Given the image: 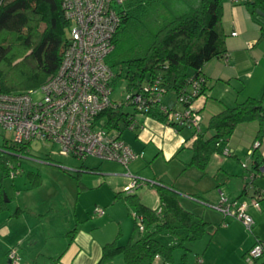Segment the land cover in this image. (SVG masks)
I'll return each mask as SVG.
<instances>
[{
	"label": "trees",
	"instance_id": "obj_1",
	"mask_svg": "<svg viewBox=\"0 0 264 264\" xmlns=\"http://www.w3.org/2000/svg\"><path fill=\"white\" fill-rule=\"evenodd\" d=\"M61 2L0 0V93L21 94L36 89L56 72L68 39V23L62 14ZM240 3L259 27L258 41L264 42V0H241ZM257 11L262 15H257ZM118 15L120 23L112 37L113 48L105 59L114 75L110 86L122 80L124 89L132 95L144 94L145 88H153L155 99L151 103L150 94L145 96L148 109L134 108L135 113L179 131L182 128L167 121V114L160 108L182 112L196 107V101L210 89L202 69L210 60L227 54L221 23L222 0H123ZM195 83H198L196 90ZM169 93L173 96L172 102L164 103ZM263 100L264 92L260 99L247 98L232 107L223 106L208 119L205 129L201 121V131H192L191 159L186 166L193 165L204 172L210 157L226 149L227 140L242 123L258 121L259 142L264 136ZM101 116H106L108 128L121 132L117 123L122 118L119 111L108 110ZM29 145L4 142L0 153L2 175L19 168L18 159L27 154ZM258 149L259 146L252 152L250 173L258 171L263 163ZM43 161L52 162L50 158ZM80 169L87 167L82 164ZM28 176L31 188L40 185L38 174L28 172ZM152 186L159 200L155 209L144 206L134 193L115 194V200L127 206L133 219L132 233L125 245H119L117 239L105 244L98 264L111 261L117 254L122 255L124 264H153L156 260L162 264H189L185 254L180 262H174L172 253L179 248L186 251L187 243L207 233L209 223L186 210L172 186L158 183ZM258 191L255 186V193ZM4 195L0 185V214L8 210ZM133 214L142 218V232L137 229ZM13 216L16 217L15 214L10 217ZM74 232L75 229L66 236L72 239Z\"/></svg>",
	"mask_w": 264,
	"mask_h": 264
},
{
	"label": "rangeland",
	"instance_id": "obj_2",
	"mask_svg": "<svg viewBox=\"0 0 264 264\" xmlns=\"http://www.w3.org/2000/svg\"><path fill=\"white\" fill-rule=\"evenodd\" d=\"M239 4L241 3L222 0L221 16L225 40L237 39L239 44L243 36L240 33L235 38L230 35L231 21L235 19L231 9H238L239 17L235 19L237 22L241 24L244 22L246 26H249L246 31L249 36L247 41L242 42L243 45L239 49L234 48L237 51L234 52L232 49L233 52H231L236 54L237 64L234 67L239 70V73L237 77L224 82L214 77L207 79L210 89L206 91L205 96L200 98L207 101L205 108L200 111L202 117L206 119L219 110L222 104L232 107L236 102H242L247 98L260 99L264 92V42L258 41V25L250 20L244 7ZM232 46L236 45L232 44ZM220 61L223 62L221 58ZM250 72L253 73L252 79H247ZM189 74L191 75L192 71ZM111 89V99L117 104H123L117 110L122 114V118L117 123L121 129L120 138L124 139L133 135V132L128 130L126 122L131 116H135V111L127 101L128 93L124 89L122 80L111 85ZM39 97V94L34 95L35 99ZM166 98L172 99L173 96L169 93ZM200 99L196 101L197 104ZM204 124H202L203 129L206 126ZM246 128L244 123L239 125L228 141L227 150L235 157L223 153L213 154L204 174L193 165L185 167L184 164L188 163L190 158L188 150L181 152L178 157L170 161L162 157L144 161L143 158L146 159L148 156L142 158L141 155L139 159L142 158L145 162L142 168L135 175L130 172V169L131 175L142 183V186L135 191L143 197L147 206L154 208L157 205V196L150 184L154 178H158L162 182L173 183L175 188L183 192V195L179 197L181 205L209 223L207 233L200 239L187 243L186 251L180 248L173 251L174 262H180L181 256L185 254V259L189 264H198V259L201 260V264H248L246 256L254 246L256 237L264 242V177L257 175L253 181L247 180L252 171V158L248 153L252 145L249 149L246 146L250 141ZM178 134L186 139L191 136L192 131L182 128ZM10 139L11 134L0 129V153L3 151L1 148L4 142H9ZM46 158H50L52 162L43 161ZM18 162L19 168L16 171L9 170L5 175H2L0 171V185L8 200V210L1 214L10 220L9 223L13 229L8 238L12 239L23 230H26V233L32 230L38 238L42 231L50 232V234L54 232L56 234L43 243V246L48 249L56 248L59 244L63 245L64 241L61 236L67 230L73 229L77 219L96 217L95 209L102 208L101 204L105 197L102 193L105 191V187L101 185L102 176L96 171L89 172L80 169L81 165L91 167L99 163H110L124 170L123 166L117 162L101 161L91 157L80 161L72 157L60 156L57 146L42 142H31L27 154L19 157ZM28 172L39 175L40 185L36 188H31V177L28 176ZM243 180L245 186H243ZM127 182L129 183L130 180ZM255 186L259 188L258 194L255 193ZM245 187H247V194H243L239 199L250 203L251 199L256 198L259 204V210L252 207L250 209L253 219L251 231L247 230L238 219L228 218L225 220L226 223L223 222L222 215L214 208L218 202L219 191L226 197L237 198ZM122 205V202L118 201L104 208L107 210L110 207L116 219L105 218L100 228L103 232L110 234L112 239H117L120 245H125L132 233L133 219L126 215V209ZM12 214L16 217H10ZM68 224L73 226L67 229ZM61 230L63 233H59ZM163 241L167 242V239L163 238ZM39 242L38 249L42 247L41 241ZM25 245L28 246V243ZM12 248H16V244H13ZM17 248L18 252L21 251L19 247ZM18 252L19 264H25L26 257ZM39 252L41 251H38L35 257L36 264H40L42 260ZM111 261L113 264H124L121 254H117ZM153 264L162 263L156 260ZM255 264H264V256L256 259Z\"/></svg>",
	"mask_w": 264,
	"mask_h": 264
},
{
	"label": "built area",
	"instance_id": "obj_3",
	"mask_svg": "<svg viewBox=\"0 0 264 264\" xmlns=\"http://www.w3.org/2000/svg\"><path fill=\"white\" fill-rule=\"evenodd\" d=\"M122 2L123 0H62L61 10L68 23V39L58 69L36 89L21 94L0 93V129L11 134L10 142L14 144L42 142L57 146L60 156L80 161L91 157L117 162L123 166L125 175L130 180L122 192L133 194L142 183L131 175L128 167L141 154L135 153L120 139L119 131L108 128L106 116H101L108 110L117 111L123 105L111 99L110 83L114 75L105 63L113 48L112 37L120 23L118 10ZM231 36H237V33L232 32ZM221 58L229 65L228 54ZM197 85L195 83L193 86L195 90ZM152 92L153 88H145L144 94H127V101L133 108L146 111L149 103L155 99ZM148 93L149 103L145 98ZM36 94L40 95L37 99L34 98ZM160 110L167 114V121H171L177 128H188L194 133L201 131L200 109L191 106L182 112H167L165 107ZM126 126L129 131L136 129L134 116L129 118ZM258 146L259 142L254 141L248 153L252 156L253 150ZM222 153L230 156L231 152L223 149ZM257 175L264 176V162L258 171L250 173L248 180L253 181ZM153 184L156 183L152 181L150 185ZM258 193L259 191L256 194ZM249 207L259 210L258 200L253 198L248 203L240 199H229L219 192L214 208L223 219H238L251 231L253 219L248 213ZM94 213L101 216L104 211L98 207ZM133 217L137 221V229L142 232V218L135 214ZM262 256L264 242L258 240L248 251L246 262L253 264ZM7 258L10 264L20 262L16 249L9 250ZM197 263H201V260L198 259Z\"/></svg>",
	"mask_w": 264,
	"mask_h": 264
},
{
	"label": "crops",
	"instance_id": "obj_4",
	"mask_svg": "<svg viewBox=\"0 0 264 264\" xmlns=\"http://www.w3.org/2000/svg\"><path fill=\"white\" fill-rule=\"evenodd\" d=\"M239 5H242L244 7L243 4H239ZM244 10L246 14L249 16L245 7H244ZM231 11L234 13L235 19L239 17L238 9L233 8L231 9ZM249 18L253 22L250 16ZM235 19L233 18L231 21L232 29L230 31V35L232 32H236L237 36H232L233 38H235L239 36L238 33H240V35L242 34L243 36L241 35L242 36L241 43L239 42L238 44L237 39L225 40V48L229 56V65H226L225 63H223L224 61L222 60V58L221 60L223 62L220 61V58H215V59L210 60L204 65L202 69L207 79H209L210 77L211 78L214 77L218 81L224 82L227 79H231L232 77L238 76L239 70L236 67H234L237 64V59H236L237 57L235 53H231V52H233L232 49L234 48L239 49V47H242L243 45L242 42L247 41V37L249 36L247 35L246 31H248L249 26H246V23L244 22L243 24H241L236 21L237 19L236 20ZM232 44L236 46H232ZM235 49H234V52L237 51ZM252 76H253V73L250 72L247 75V79H252ZM202 100L200 99L198 101L199 104L196 103L195 105L196 108L200 109V111L203 108H205L206 102H207L205 99H202ZM168 102H172V100L169 98H166L164 103H168ZM223 106H226V105L222 104L220 106V109L214 112L213 114H211V116L217 114L223 108ZM211 116L207 117V119L203 117L202 124L205 123L204 126L207 124L208 119ZM134 120L137 124V127L134 131H131L133 132V135L126 137L124 139L123 138L122 139L120 138V139L124 141L135 153L141 154L142 158L148 156V158L146 159L143 158L144 161L153 160L157 157H162L164 160L170 161L178 157L181 154V152L185 150H188L190 152L189 153L190 155L189 161H190L191 159L190 146L192 144L191 136L184 139L180 134H178L180 130L177 131L175 128L169 125H166L164 123L158 122L155 119L147 117L145 115L135 113ZM242 124H239V125H242ZM244 124L247 126L246 131L249 132L248 136L250 138V141L246 144L247 148L249 149L254 141H258L257 132L259 129V123L257 120H254L248 123L246 122ZM239 125H237V127ZM237 127L235 128L231 137L235 134ZM230 138L226 142V145H225L226 149L228 148L227 144ZM259 143L260 145H259V149L257 150V154L260 155V159H263V162H264V136L259 141ZM142 158L141 159L137 158L136 161L133 160L129 164L128 169L129 171L131 169L130 172L132 174L135 175L136 172L142 168L143 164L145 163L142 160ZM186 164H184L185 167H187ZM85 167H87L86 170L93 169V171L88 170L89 172L96 171L100 176H102L103 181H101V185L105 187L104 188L105 191L102 192L105 197H104V201L101 204L102 209L104 211L103 215L101 216L96 215V217L90 216L88 218H83L79 220L77 219V221H75L74 223V226L71 224H68L69 227L67 229H70L72 226H73V229H75L72 239H69L66 236V234L73 229L67 230V232H65V234L61 236L63 237V241H64L63 245L61 246V244H59L56 248L55 247L49 248V249H52V250H49L48 248L43 246V243H46L47 240L49 238H52L56 233L54 234L53 232V234H50V232L47 233V232L42 231L41 235L39 234L40 238H38L37 235H34L32 233V230H29L28 233H26V230H23L22 232H19L16 236H14L12 239H10L8 238V236L11 234V231L13 230L9 223L10 220H8V218H4V216H2L1 214L0 215V264H10L7 258L8 251L11 249H16V252H18L17 247L21 249V251H19L18 253L26 257L25 262H24L25 264H31V263L36 264L37 262H36L35 257L37 256L38 251H41L39 252V256L40 255L42 256V260L40 264H98L99 263L101 259L103 246L115 240V238L112 239L111 236H109L110 234H107V232H103L102 229L100 228L101 227L100 224L105 221V218H109V219L115 218L114 214L112 213V209L110 207L107 210H105L104 208H106V206L108 205L110 206L111 204L120 201V200H115L114 196L116 193L122 192L121 191L122 188L128 183L127 181L129 179L126 177L125 171L124 170L122 171V169L118 165H114L110 163H104V164L99 163L91 167H88V166H85ZM202 173L204 174V172ZM152 181L156 182V184L158 183L159 185H162L165 187L172 186L179 193L180 196L183 195V192L175 188L173 183L171 184L165 183V182L160 181L158 178H154ZM243 186H245L244 180H243ZM151 188L153 192L156 194L154 187L151 186ZM243 189L241 193L239 194V196H237V198H232V197H228V198L229 199H239V197L243 195ZM134 194L139 198L140 202L144 206L151 208V209L157 208L159 204L157 194H156L157 205L154 208L147 206V204L143 200V197L140 196L136 191L134 192ZM122 204H123L122 206L124 207V209H126V213H127L126 215L128 216L129 215L128 208L123 202ZM250 209L251 207L248 208V213L252 215V211ZM225 220L226 219H223V222H225ZM59 233H63V230H61V232ZM39 241H41L42 247L40 246V248L38 249V244L40 243ZM27 243L29 247L25 245ZM13 244H16V248H12ZM23 247H26V248H23ZM24 250L27 252L25 253ZM110 262L108 261L105 264H113L112 261Z\"/></svg>",
	"mask_w": 264,
	"mask_h": 264
},
{
	"label": "water",
	"instance_id": "obj_5",
	"mask_svg": "<svg viewBox=\"0 0 264 264\" xmlns=\"http://www.w3.org/2000/svg\"><path fill=\"white\" fill-rule=\"evenodd\" d=\"M256 13H257V15H262L261 12H259V11H257ZM4 201H5V202L8 201L5 195H4Z\"/></svg>",
	"mask_w": 264,
	"mask_h": 264
}]
</instances>
